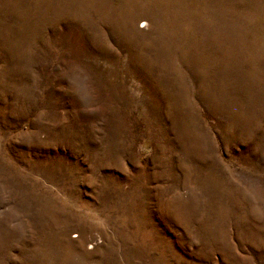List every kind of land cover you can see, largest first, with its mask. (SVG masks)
<instances>
[{
    "label": "rangeland",
    "instance_id": "rangeland-1",
    "mask_svg": "<svg viewBox=\"0 0 264 264\" xmlns=\"http://www.w3.org/2000/svg\"><path fill=\"white\" fill-rule=\"evenodd\" d=\"M0 264H264V0H0Z\"/></svg>",
    "mask_w": 264,
    "mask_h": 264
}]
</instances>
